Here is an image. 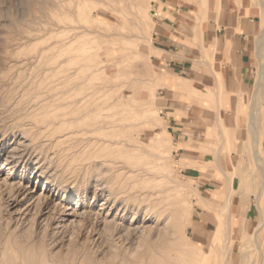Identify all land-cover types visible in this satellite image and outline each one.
Segmentation results:
<instances>
[{"label":"rangeland","instance_id":"rangeland-1","mask_svg":"<svg viewBox=\"0 0 264 264\" xmlns=\"http://www.w3.org/2000/svg\"><path fill=\"white\" fill-rule=\"evenodd\" d=\"M219 1L221 14L217 0H0V236L46 230L50 264H264V11L259 0ZM242 5L258 26L254 88L241 128L215 120L214 97L205 106V199L164 127L151 35L162 9L177 11L169 18L195 63L213 68L200 29Z\"/></svg>","mask_w":264,"mask_h":264},{"label":"crops","instance_id":"crops-1","mask_svg":"<svg viewBox=\"0 0 264 264\" xmlns=\"http://www.w3.org/2000/svg\"><path fill=\"white\" fill-rule=\"evenodd\" d=\"M235 10L230 16L224 14L220 18L222 24L218 28L213 21H208L201 27L205 34L206 46L210 51H214L213 68L207 63H195L197 51L188 45L191 41L189 36L180 35L184 28L169 18L175 17L177 11L162 9L161 13L165 15L156 16L151 35L152 47L160 55L152 59L157 63L160 80L162 77L166 80H161L164 87L159 92L162 118L167 121L164 127L174 144H177L176 151H181L183 169L194 176L193 180L198 182L197 191L205 199L206 192L213 190L212 183L202 176L204 170H199L211 160L208 154L200 150L204 144L203 113L207 115L209 112L205 106L214 97L218 110L215 120L221 118V121L225 122L232 117L241 128L245 124L244 105L247 104L254 88V42L258 26L255 20L250 18V13L245 15L243 5ZM177 87L179 90L174 91ZM220 88L225 91L221 96V104L228 108L226 110L220 109L219 106ZM190 129L193 131L190 132Z\"/></svg>","mask_w":264,"mask_h":264},{"label":"bare ground","instance_id":"bare-ground-1","mask_svg":"<svg viewBox=\"0 0 264 264\" xmlns=\"http://www.w3.org/2000/svg\"><path fill=\"white\" fill-rule=\"evenodd\" d=\"M198 1H201V0H198ZM205 1H206V4H207V0H205ZM219 2L220 1L217 0V5H216L215 12H218V13L221 14L222 13V9L219 7ZM258 4H259L261 10L264 11V0H259V3ZM209 11L210 10H208L207 12L209 13ZM189 29L192 30V26L191 27L189 26ZM201 31L202 30L200 29V32ZM262 34H263L262 35V37H263L262 38V41H264V31H263ZM262 41L260 43V47H259V50H258V53L257 54H258V61H259V64H260V69H261L259 82H260V85H263V88H264V68H263V65H262V58H261V56H262V53L261 52H262V47H263V42ZM227 45H228V43H227ZM191 91L192 92H197V91H194V90H191ZM257 112L258 111H256V113ZM256 113L254 111H251V113H250V115H251L250 118H251V123H252L251 128L253 130L254 137H255V139L253 140L254 147H253V150L252 151H253V156H254V160H255L256 165L259 167V169H262L263 166H262V164L260 162L259 152H258V148H257L258 140H257V138L255 136V135H257L256 134L257 132H255V130H254L255 129V126L253 125V122H252V120L255 119L254 116H255ZM258 113H257V115H258ZM217 160H218V158H217ZM261 161H262V159H261ZM6 167H8V166H6ZM6 167H4V168H6ZM219 168L222 169L220 165H219ZM222 172H223L224 175H226L224 173V171H222ZM263 174H264V172H263ZM229 186H231L230 182H229ZM257 192L258 193L256 195V201L258 202V200L261 198L262 194L264 193V180H263V183H262L261 187H259V189L257 190ZM37 200H39V199H37ZM42 202H43V200H42ZM43 204H45V203H43ZM224 208H225V212H224L225 221H224V224L226 225V228H225V240H227V243H228L229 240L231 239V222H230L231 212H230V203L228 201H226V204H225V207ZM36 210L37 211H35V213H34L35 214V217H38V218L41 217L42 212H41L40 205L36 208ZM55 215H56V212H48V215H46V217H45L46 220H47V222H46L47 223L46 224L47 227L46 228H49L50 223H52L51 222L52 219H54V221H55V218H56ZM37 232H38V230H37ZM46 233H47V231L44 230V231L41 232V234L38 233L37 235L31 236V235L26 234V232H24V231L21 232V230L18 231V232H16L15 234L14 233H9V232H6V233L5 232L4 233L2 232V234H4V235L3 236L2 235L0 236V241L2 240L3 237H5L6 242H5V244L3 245L2 248L0 247V264H50V263H47L49 261H51L52 263H55V261L52 260L53 255L51 254V251L47 250V246H48V243H54V241L56 239H54V237H52V236L51 237L53 239L50 238L48 236V235H50L49 232H48V234H46ZM51 233H52V231H51ZM55 233H56V231H55ZM11 235H13V240H14V242L12 244H11L10 239H9V237ZM48 241H50V242H48ZM38 246L42 250L37 249ZM74 259H75V257H74V254H73L71 256L69 255L65 260H66V262L68 261L70 263H73ZM59 264H61L60 261H59Z\"/></svg>","mask_w":264,"mask_h":264}]
</instances>
